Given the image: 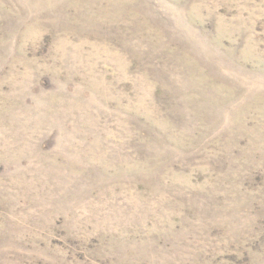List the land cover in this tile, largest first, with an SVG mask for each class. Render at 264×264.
I'll return each instance as SVG.
<instances>
[{"label":"rangeland","instance_id":"obj_1","mask_svg":"<svg viewBox=\"0 0 264 264\" xmlns=\"http://www.w3.org/2000/svg\"><path fill=\"white\" fill-rule=\"evenodd\" d=\"M0 264H264V0H0Z\"/></svg>","mask_w":264,"mask_h":264}]
</instances>
